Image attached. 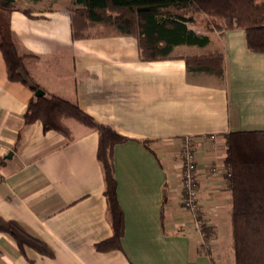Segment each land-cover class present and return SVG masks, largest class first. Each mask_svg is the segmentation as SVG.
Returning a JSON list of instances; mask_svg holds the SVG:
<instances>
[{"label": "crops", "instance_id": "0c3cea01", "mask_svg": "<svg viewBox=\"0 0 264 264\" xmlns=\"http://www.w3.org/2000/svg\"><path fill=\"white\" fill-rule=\"evenodd\" d=\"M15 2L30 10V16L14 11L10 27L38 91L131 140L113 151L121 248L97 252L94 244L111 236L97 133L72 119L66 121L70 139L43 132L39 121L24 125L33 93L7 79L0 53V217L51 252L20 254L0 234V264H234L224 142L233 132L264 131V54L247 50L242 30L203 33L208 50L224 53L225 77L187 75L180 57L200 53L198 47H177L176 59L141 62L133 38L102 27L73 41L70 0ZM184 138L197 157V202L202 226L212 231L208 242L183 208L181 163L160 147ZM144 140L153 141L149 150L139 143ZM210 168L217 174L207 179Z\"/></svg>", "mask_w": 264, "mask_h": 264}, {"label": "trees", "instance_id": "16d2710c", "mask_svg": "<svg viewBox=\"0 0 264 264\" xmlns=\"http://www.w3.org/2000/svg\"><path fill=\"white\" fill-rule=\"evenodd\" d=\"M70 2L73 6L69 11L73 41L88 39L91 37V30L102 27L108 35L133 38L141 62L176 59L177 47H198L201 49L200 53L180 57L185 62L187 75H205L218 79L225 77L224 53L220 50H208L209 38L203 33L242 30L247 50L264 54V0ZM14 11L30 16V10H21L15 0H0V53L7 79L23 84L33 93L22 122L29 125L39 121L43 132L54 131L66 139L71 138L66 125V121L71 119L97 133L96 159L103 178L105 216L111 236L94 244V249L97 252L120 249L124 217L116 198L113 151L116 145L131 139L120 135L109 125L97 122L65 100L48 94L35 95L39 86L25 73L24 55L19 53L13 39L10 16ZM198 14L206 17L199 32L194 29L199 25L195 18ZM21 69L25 77L20 74ZM139 143L149 150L153 141L144 140ZM224 144V165L229 168V174L225 177L232 197L231 237L234 264H264V131L233 132L225 137ZM200 232L206 241L212 239V231L206 226H201ZM0 234L8 235L20 254L31 249L40 256H51L43 242L29 235L14 221L0 217ZM203 247L201 245L202 249Z\"/></svg>", "mask_w": 264, "mask_h": 264}, {"label": "built area", "instance_id": "2783aa9c", "mask_svg": "<svg viewBox=\"0 0 264 264\" xmlns=\"http://www.w3.org/2000/svg\"><path fill=\"white\" fill-rule=\"evenodd\" d=\"M182 157L183 166L180 174V183L183 189V208L192 216L194 225L197 229L202 226L201 210L197 202V183L195 173L198 170L196 164V153L193 150L192 142L189 138H184L182 141ZM217 170L210 168L207 170V175H216ZM226 174H229V168H226Z\"/></svg>", "mask_w": 264, "mask_h": 264}, {"label": "rangeland", "instance_id": "374dc122", "mask_svg": "<svg viewBox=\"0 0 264 264\" xmlns=\"http://www.w3.org/2000/svg\"><path fill=\"white\" fill-rule=\"evenodd\" d=\"M59 5L60 6H64V4H62V3H60L59 2ZM73 6H71V8H72ZM195 18H196V22H197V24H199L198 25V28H200L201 26H202V24L206 21V17L203 15V14H198V15H196L195 16ZM105 30V29H104ZM91 32V31H90ZM106 32V31H105ZM192 142V141H191ZM193 143V142H192ZM177 146V147H176ZM182 141H180V142H177V143H174V145H168L167 146V144H165L164 146L161 144L160 145V147H162V148H165L166 149V151L169 153V154H171L172 156H174L176 159H177V161L178 162H180L181 164H180V173L182 172V166H183V157H182ZM193 146V145H192ZM167 147H169L168 149H167ZM193 148V150H194V147H192ZM195 151V150H194ZM196 164H197V167H198V163H197V158H196ZM213 176H215V175H211L210 177L208 176L207 177V179H209V178H211V177H213ZM204 249H206V252L208 251L207 249H208V247H207V245L205 244L204 245Z\"/></svg>", "mask_w": 264, "mask_h": 264}, {"label": "water", "instance_id": "95a60500", "mask_svg": "<svg viewBox=\"0 0 264 264\" xmlns=\"http://www.w3.org/2000/svg\"><path fill=\"white\" fill-rule=\"evenodd\" d=\"M20 74L23 76V77H25V73H24V71L21 69L20 70ZM35 95L36 96H38V95H43V93L41 92V91H37L36 93H35Z\"/></svg>", "mask_w": 264, "mask_h": 264}]
</instances>
